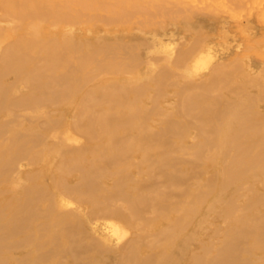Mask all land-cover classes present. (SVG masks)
<instances>
[{"label":"bare ground","instance_id":"6f19581e","mask_svg":"<svg viewBox=\"0 0 264 264\" xmlns=\"http://www.w3.org/2000/svg\"><path fill=\"white\" fill-rule=\"evenodd\" d=\"M185 2L264 19V0H0V264H264V81L201 33L144 75L153 48L75 29L188 22Z\"/></svg>","mask_w":264,"mask_h":264},{"label":"rangeland","instance_id":"374dc122","mask_svg":"<svg viewBox=\"0 0 264 264\" xmlns=\"http://www.w3.org/2000/svg\"><path fill=\"white\" fill-rule=\"evenodd\" d=\"M180 5L190 7L193 12V17L188 22L176 18H157L155 21L149 23H145L143 20H134L132 23H124L116 27H110L104 26L103 24L104 14L93 12L94 18H90V21L88 19L84 20L75 29L82 34L84 45L91 46L99 39L113 42L116 38H120L129 46L140 43L144 50L148 47L153 48L151 55L138 59L141 62L138 70H141L144 75L154 73L159 69L158 64L154 62V54L162 53L163 55H168L169 53L170 56L174 55V57H177L176 55L181 53L194 40V37L198 33H201L213 39L212 46L217 56V62L225 64L228 68L233 67L230 65L232 63L236 62L235 64H240L242 62L240 65L241 73L239 72L235 75L237 79H244L248 74V76L250 75L256 80L259 78V80L264 81V19L257 12L258 10L245 8L246 10H242L240 15H238L239 17L236 16L237 19L235 15H232L223 6H208L207 4L206 7L205 2L203 4L202 2H196L194 4L185 2ZM1 13L2 11L0 10V23H5L3 14L1 15ZM153 41H156V43ZM160 41L164 45L170 46V48L165 50L164 46L161 47ZM184 42L186 43L184 44ZM174 57L172 56L171 59ZM230 61L232 63L229 64L228 62ZM152 63H155V65H152ZM207 73L201 74L200 77H204ZM200 77L197 78V81L200 80ZM173 83L171 82L168 85V93L176 88L175 85L173 86ZM92 84L94 82L90 83L91 86H93ZM247 90L254 94L257 93L256 87H248ZM193 140V138L188 139L189 142ZM24 169L27 170L28 168ZM23 249L14 250L13 256L15 257L17 255L16 257H22L26 251ZM243 264L247 263L243 262Z\"/></svg>","mask_w":264,"mask_h":264}]
</instances>
